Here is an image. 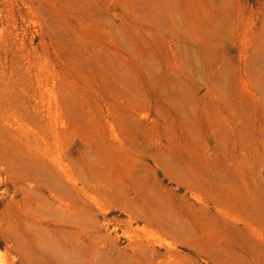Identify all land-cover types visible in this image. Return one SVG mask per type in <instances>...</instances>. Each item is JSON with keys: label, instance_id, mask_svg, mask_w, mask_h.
I'll use <instances>...</instances> for the list:
<instances>
[{"label": "rangeland", "instance_id": "rangeland-1", "mask_svg": "<svg viewBox=\"0 0 264 264\" xmlns=\"http://www.w3.org/2000/svg\"><path fill=\"white\" fill-rule=\"evenodd\" d=\"M0 264H264V0H0Z\"/></svg>", "mask_w": 264, "mask_h": 264}]
</instances>
